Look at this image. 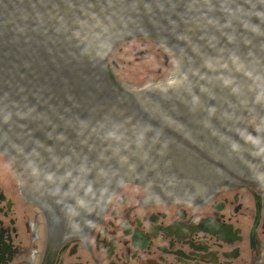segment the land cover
<instances>
[{"label": "water", "instance_id": "1", "mask_svg": "<svg viewBox=\"0 0 264 264\" xmlns=\"http://www.w3.org/2000/svg\"><path fill=\"white\" fill-rule=\"evenodd\" d=\"M133 35L164 44L177 75L112 77L106 56ZM248 114L264 120V0H0V152L77 224L124 181L169 198L263 185Z\"/></svg>", "mask_w": 264, "mask_h": 264}, {"label": "flooded vegetation", "instance_id": "2", "mask_svg": "<svg viewBox=\"0 0 264 264\" xmlns=\"http://www.w3.org/2000/svg\"><path fill=\"white\" fill-rule=\"evenodd\" d=\"M142 182L120 183L77 224L61 193L36 203L0 164V264H264V184L169 198Z\"/></svg>", "mask_w": 264, "mask_h": 264}, {"label": "rangeland", "instance_id": "3", "mask_svg": "<svg viewBox=\"0 0 264 264\" xmlns=\"http://www.w3.org/2000/svg\"><path fill=\"white\" fill-rule=\"evenodd\" d=\"M106 59L112 77L132 90H141L167 81L176 73L173 53L156 39L147 36L133 35L116 42L109 50ZM256 123L264 127V122L255 116L248 115L245 118L249 130H255ZM0 164L7 168L11 166L2 153H0Z\"/></svg>", "mask_w": 264, "mask_h": 264}, {"label": "bare ground", "instance_id": "4", "mask_svg": "<svg viewBox=\"0 0 264 264\" xmlns=\"http://www.w3.org/2000/svg\"><path fill=\"white\" fill-rule=\"evenodd\" d=\"M117 42H119V41H117ZM161 44H162V43H161ZM162 45L165 46L164 44H162ZM174 58H175V56H174ZM175 61H176V58H175ZM177 73H178V64H177V61H176V73H175L174 76L170 77L169 80L172 79V78H174V77L177 75ZM248 115H252V114H248ZM248 115H247V116H248ZM247 116H245V118H246ZM252 116H255V117L258 119V117H257L256 115H252ZM245 118H244V122H245ZM260 121H261V122H264V120H260Z\"/></svg>", "mask_w": 264, "mask_h": 264}]
</instances>
